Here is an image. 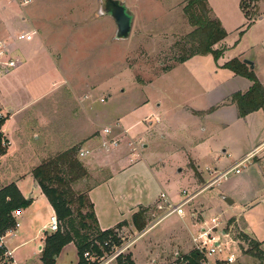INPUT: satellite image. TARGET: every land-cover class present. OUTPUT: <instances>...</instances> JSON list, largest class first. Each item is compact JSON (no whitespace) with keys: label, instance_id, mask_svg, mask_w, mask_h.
<instances>
[{"label":"rangeland","instance_id":"1","mask_svg":"<svg viewBox=\"0 0 264 264\" xmlns=\"http://www.w3.org/2000/svg\"><path fill=\"white\" fill-rule=\"evenodd\" d=\"M188 1L140 0L143 6L138 9L126 4L135 15L132 34L128 40L110 42L116 25L110 17L98 15L99 0H0V41L7 42L8 58L17 61L7 73L0 67V78L18 73L8 78L13 86L6 87L15 90L3 92L0 98V120L7 119L9 110L20 109L7 128L11 146L8 141L10 153L0 166V188L75 146L87 149L96 144L93 151L100 157L77 155L90 173L96 172L87 183L81 180L73 185L75 192L86 193L88 186L105 176L108 157L136 151V164H148L162 173V194L171 204L185 198L192 201L182 216H169V207L160 197L146 212L144 231H137L132 223L115 228L122 230L123 238L136 241L121 260L132 259L136 247L141 249L140 264H182L196 250V238L212 229L205 223L211 225L215 218L221 222L214 233L222 252L205 254L204 264H228L232 254L234 264H256L264 255L236 237L245 233L260 241L264 250V153L251 158L239 174L231 169L251 148L264 144V112L239 118L235 109L217 111L215 106L231 93L249 90V80L223 69L234 57L255 62L264 86V20L260 19L264 0L256 8H245L254 17L251 22L233 4L218 15L228 33L224 42L228 51L220 60L199 55L180 63L177 60L192 52L189 34L194 28L184 12ZM243 31L247 32L242 37ZM39 35L53 46V56L44 47L33 49L32 61L26 65L15 54V45L24 47ZM239 40V48L229 49ZM117 122L124 127L133 124L129 130L133 145L122 140V132L114 133L121 145L114 152L101 147L102 130ZM75 217L78 225L77 213ZM37 229L28 222L20 230L25 233L15 245L24 244L16 254L24 258L23 264L40 260L44 233L37 235ZM47 232L45 238L52 233ZM75 256L70 248L57 264H70Z\"/></svg>","mask_w":264,"mask_h":264},{"label":"trees","instance_id":"2","mask_svg":"<svg viewBox=\"0 0 264 264\" xmlns=\"http://www.w3.org/2000/svg\"><path fill=\"white\" fill-rule=\"evenodd\" d=\"M258 1L243 0L241 2V9L250 22L254 17L245 8H256ZM184 12L189 24L194 28V31L189 34L192 40V52L177 62L183 63L199 55H212L217 62L223 56L225 49H215V46L224 41L228 33L220 20L213 16L208 0H189ZM244 32H241L240 36H243ZM223 69L249 80L252 84L246 93L237 92L231 96L230 102L236 106L238 117L246 118L251 113L260 110L264 112V86L254 70L237 58L227 62ZM6 120H0V160L8 152V141L3 133ZM79 150L80 148L75 146L43 162L32 172L60 222L59 231L48 234L45 238L41 257L43 264H56L62 250L69 244L75 245L79 256L78 264H83V254L91 248V245L95 242L103 243L116 230L102 231L100 229L94 204L89 199V187L86 193L75 192L73 189V185L78 181H86L90 177L87 168L77 157ZM31 204L32 200L26 199L15 183L0 189V236H4L9 230L15 228L17 220L14 213L29 208ZM146 212L147 210L142 208L132 217L131 223L139 232L146 228ZM75 213L79 218L78 225ZM127 224L123 222L117 228H122ZM93 236L96 237L93 238ZM236 240L241 244L248 242L251 248L255 247L261 256L264 255L260 250L261 244L247 234L240 233ZM96 250L98 251L97 247ZM4 252L5 249L0 248V264H7L2 261ZM184 260L187 264H204V254L194 250L185 256ZM118 264H134V262L127 257L124 260L120 259Z\"/></svg>","mask_w":264,"mask_h":264},{"label":"crops","instance_id":"3","mask_svg":"<svg viewBox=\"0 0 264 264\" xmlns=\"http://www.w3.org/2000/svg\"><path fill=\"white\" fill-rule=\"evenodd\" d=\"M242 1L243 0H208V4L212 10L213 15L217 19H219L220 22L222 23V26L225 27L224 20L220 16L218 17V15H221L222 12H226L228 6L231 4L241 8V2ZM140 3H141L140 0H132L130 2H127L126 4L128 6H130L131 8L135 7L138 9V8L143 6V4H140ZM180 5H182V2L180 3ZM260 19H261V21H263L264 17H261ZM8 22H9V20L6 19L5 24L7 25ZM252 25H254V24H252ZM28 32H30V31L28 30ZM246 32H244V34H246ZM244 34H243V36H244ZM114 35H115L114 32L110 35V37H112L111 40L109 37L110 42L116 41L113 38V37H115ZM1 39L4 40L5 38H1ZM225 41L226 40L222 41L221 43H219L215 46V49L224 48L225 49L224 54H226V52L228 51V48H227L228 46L224 44ZM23 45H24V47H22L21 45H20V47L15 45V47L17 49L15 54L17 55V57H19L21 62L24 61L26 65L32 61V58H33L32 50L33 49H40V48L44 47L48 51L49 56L50 57L53 56L52 55V53L54 51L53 46L50 44V42H49V45H47L45 43L42 35H39L32 42H28V43L26 42ZM240 45L241 44H240V40H239L234 45H232V46L230 45L231 47L229 49H237V48H239ZM57 53H59V52H57ZM224 54H223V56H224ZM235 58H237L241 61H244L240 55L238 57H234V59ZM60 59H61V56H60ZM246 60H249V59H246ZM253 63L255 66L254 71L256 73V70H257L256 69V63L255 62H253ZM222 66H220V67H222ZM7 70L8 69H5L6 73H7ZM16 72H17V70H15L11 75L9 74V75L4 76V78H0V98L3 95V92L15 90V89H6V87H8V86L12 87L13 86L8 81V78H13L12 76H15L18 74V73L15 74ZM233 75L235 77H239V76H236L234 73H233ZM14 79H16V78H14ZM251 85L252 84L250 82V86L248 89H250ZM233 94H235V93H231L229 95V97L226 96L227 98L225 97L221 102H219L220 104H218V106H215V107H217L216 110L218 111V109H220V108L224 109V107H227V108H233L237 112L236 106L229 101L231 95H233ZM85 101L86 100L84 98V103H82L83 107L87 106ZM221 104H222V106H219ZM0 105H1V103H0ZM0 108H2V107L0 106ZM6 109H8V108H6ZM19 111H20V109L9 110L7 120H6L5 125L3 127V133H4L7 141H9L10 146H11V142H10L9 133H8L7 128L9 127L11 119L13 117H15L19 113ZM260 111H262V110H260ZM94 122L95 121H93V123ZM106 125H108V124H106ZM117 126H118V128H117ZM109 127H111L113 129V134L122 132V135H121L122 140H126L129 145H133V142H131L133 137L130 133L131 131L129 132V130L133 127V124L129 127H127V126L124 127L120 122H117L116 126H112V124H111L110 126H106L105 128H109ZM94 134H96L95 131L93 133L88 134L87 139L93 137ZM102 136H103V130H102ZM116 139H117V136H116ZM93 143H94V141H93ZM262 143L257 145L255 148H251V150L248 153H246L244 158H246L254 149H256L258 146H260ZM10 146H9V150H8L7 154L5 156H3L0 160V166L2 165L5 158L8 157V155L10 153L9 152ZM94 147H96V144H93L90 146V148H87L90 151V155L86 158H89L91 156H93V157L95 156L96 152L93 151ZM101 147H100V150L97 147L96 149H98V150H96V151L97 152L101 151ZM120 147H121V145L119 144L117 148L113 149V151L115 152V151L119 150ZM143 147L145 148L146 145H144ZM137 151H139V149ZM122 152H124V151H122ZM223 152L226 153V151H223ZM135 153H136V151L133 152L132 154H129V153L126 154V151H125L124 152L125 155L122 154L121 155L122 157H118V156L108 157L107 161H104L105 165L107 166L104 168V171H103V173H105V176L101 180H99V181L96 180L93 184L88 186L90 188V190L88 192L89 199L94 204L95 215H96V218L98 220L99 227L102 231L115 229V228H117V226L119 224H121L123 222L131 223L132 217L134 214H136L142 208L148 210L151 207H153L154 205H156L160 199L161 194L165 193V192H163V190H164L163 187H164L165 183L161 180L162 173H159V171L157 169L155 170L154 167H152L148 164H145V165H138L139 163L136 164L133 160ZM115 155H116V153H115ZM97 156H99V155L96 154V157ZM255 159H257V158H255ZM34 169L30 168L27 172L21 173L18 176L11 178L9 181L7 180V182H5L3 184V187H4V186H7L11 183H15L17 185V187L19 188V190L21 191L22 195L26 199L32 200V204L29 208L19 211L16 215V219L20 223V228L17 229L13 234L6 235L2 240L3 248L5 249V251L7 253H9V255H11V259L13 260L14 264L25 263L23 257H18L16 255L17 252L23 248L24 244L15 245L19 242L20 238H22L23 234L25 233V230L20 232V230L24 229L25 224H27L28 222L29 223L32 222V223L36 224L37 228H38L37 229L38 230L37 235H39V232L42 230V232L44 233L43 241H45V235L48 233L47 230L49 228L50 219L53 215H55L54 209L50 205L48 199L43 194L40 186L37 184V182L35 181V179L32 175V172ZM88 169L89 168L87 167V170ZM90 171H88L90 177H91L92 173L93 174L96 173L94 171H92V173H90ZM90 177H89V181H90ZM85 182L87 183L88 180H86ZM160 190H161V192H159ZM42 213L45 214L46 217L48 215V220H46V217L41 218L40 214H42ZM44 219H45V221H44ZM37 235L35 236L36 239H37ZM255 241H257V240H255ZM257 242L261 244L260 241H257ZM70 248L77 255V256H75V258H73V260L70 264H78L79 256H78L77 249H76L74 244H69L62 250L61 254L59 255V257L56 260V264L61 260V258L63 257V254ZM39 250H40V260L37 264H43L42 260H41L43 246L40 247ZM260 250L264 253V250L261 248V246H260ZM140 252H141V249L140 248L136 249V247L134 248V251H132L131 256H132V261L134 262V264H140V261L138 260L139 256H141ZM177 257H179V255ZM257 262L258 263H256V264H264V258L258 259Z\"/></svg>","mask_w":264,"mask_h":264},{"label":"built area","instance_id":"4","mask_svg":"<svg viewBox=\"0 0 264 264\" xmlns=\"http://www.w3.org/2000/svg\"><path fill=\"white\" fill-rule=\"evenodd\" d=\"M24 35H21L20 38H23ZM17 61L8 58V49L6 44L3 41H0V67H4L5 69L8 68H15L17 66ZM100 102H105L102 99ZM118 128V126H117ZM103 136L105 139L103 140L102 147L106 150H113L118 147L119 141L113 137V129L111 127L103 129ZM111 137V138H110ZM260 152L264 153V144L262 143L258 146L252 153H250L246 158L242 159L237 165L232 168L231 170L235 169V173L239 174L240 168L245 167L246 164L251 160V158L256 157ZM90 155V151L88 149H80L79 150V157L81 159L86 158ZM228 172L222 173L220 177L215 178L210 185L214 184L221 178L225 177ZM209 185V186H210ZM166 206L169 207V212L167 215L177 214L182 216L184 214L183 208L192 201V198H185L179 204L173 205L168 201L166 194H161L160 196ZM18 212L14 213L16 218ZM17 220V219H16ZM220 220L212 219L211 225L205 223L206 228L208 226H212V229L209 228L207 231L204 230L200 234L198 238L194 241L197 245L196 250L200 251L201 253L208 254V256H212L214 254H218L222 252L221 245L219 241V237H217L214 233V229L220 225ZM20 228V223L17 221L15 228L9 230L4 236H0V248H3L2 240L6 235L13 234L17 229ZM60 229V222L55 215H53L50 219V224L48 230L52 233H56ZM122 230H115L113 235H111L107 240L103 243L95 242L91 245V248L83 254L84 262L83 264H114L120 258H122L125 254H127L130 249L134 246L136 241L123 238L121 235ZM98 248V251L96 250ZM2 261L7 264H14L13 260L11 259V255L4 252L2 256ZM236 261L235 255H230L226 262L228 264H232ZM187 262L183 260L182 264H186ZM177 264V263H173Z\"/></svg>","mask_w":264,"mask_h":264},{"label":"water","instance_id":"5","mask_svg":"<svg viewBox=\"0 0 264 264\" xmlns=\"http://www.w3.org/2000/svg\"><path fill=\"white\" fill-rule=\"evenodd\" d=\"M100 7L98 15L100 17H110L116 25V33L114 39L116 41L128 40L132 34L135 15L131 12L126 3L120 0H99ZM251 70H254V63L249 60L243 61ZM228 205H233V202L225 198Z\"/></svg>","mask_w":264,"mask_h":264}]
</instances>
